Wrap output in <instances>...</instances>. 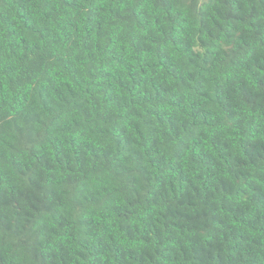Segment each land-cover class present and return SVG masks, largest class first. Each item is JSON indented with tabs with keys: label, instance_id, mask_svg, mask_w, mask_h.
<instances>
[{
	"label": "trees",
	"instance_id": "1",
	"mask_svg": "<svg viewBox=\"0 0 264 264\" xmlns=\"http://www.w3.org/2000/svg\"><path fill=\"white\" fill-rule=\"evenodd\" d=\"M0 264H264V0H0Z\"/></svg>",
	"mask_w": 264,
	"mask_h": 264
}]
</instances>
